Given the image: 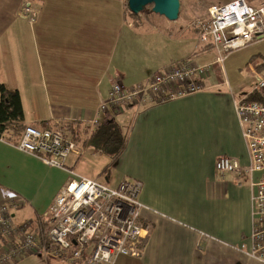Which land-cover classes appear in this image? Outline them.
Wrapping results in <instances>:
<instances>
[{
    "label": "crops",
    "instance_id": "crops-1",
    "mask_svg": "<svg viewBox=\"0 0 264 264\" xmlns=\"http://www.w3.org/2000/svg\"><path fill=\"white\" fill-rule=\"evenodd\" d=\"M25 1L39 11L32 25L21 16ZM165 21L170 24L162 27L131 19L125 0H0V84L19 92L26 126H62L78 142L79 153L66 164L89 179L108 182L112 176L111 157L89 142L94 130L111 118L123 129L130 127L114 165L121 177L110 186L126 178L143 181L140 201L147 207L142 218L148 232L139 257H120L115 264H260L246 253L251 178L244 176L238 186L236 176L222 177L215 163L221 155L249 163L234 101L251 94L256 75H264L263 37L230 52L226 66L213 64L201 92L99 114L114 81L136 86L185 58L201 65L216 61L213 46L203 43L194 28L191 34L176 21ZM89 145L106 157L92 169L96 156ZM69 179L66 171L0 138V200L21 196L17 222L42 219ZM26 205L33 210L30 217L22 214ZM16 264L62 262L49 253Z\"/></svg>",
    "mask_w": 264,
    "mask_h": 264
},
{
    "label": "built area",
    "instance_id": "built-area-1",
    "mask_svg": "<svg viewBox=\"0 0 264 264\" xmlns=\"http://www.w3.org/2000/svg\"><path fill=\"white\" fill-rule=\"evenodd\" d=\"M21 16L32 25L39 11L31 1H25ZM193 27L200 40L216 51L214 63L201 65L189 57L154 72L140 85L125 87L114 81L108 98L99 105V114L150 102L165 103L201 92L202 80L211 73L213 64L223 63L230 52L248 46L258 37L264 38V0L212 4L206 17L197 19ZM253 91L264 97V75H256ZM234 109L249 163L244 165L237 158L221 155L215 167L222 177L234 174L238 186L244 176L251 178V247L246 250L243 246L242 250L264 264V102L244 97L234 101ZM15 146L47 166L66 171L70 179L38 221H16L15 214L24 205L21 196L14 193L0 200V264H16L29 256L49 253L70 264H115L120 257L141 255L148 232L142 218L147 207L140 201L141 181L124 179L112 187L76 174L66 161L78 152V145L60 128L27 125ZM256 173L259 177L254 179Z\"/></svg>",
    "mask_w": 264,
    "mask_h": 264
},
{
    "label": "trees",
    "instance_id": "trees-1",
    "mask_svg": "<svg viewBox=\"0 0 264 264\" xmlns=\"http://www.w3.org/2000/svg\"><path fill=\"white\" fill-rule=\"evenodd\" d=\"M125 5L131 18L135 20L140 18L143 12L141 14H133L129 10L127 2ZM247 98L249 100L264 102V97L255 91L249 94ZM24 119L23 105L19 92L8 89L3 84H0V138L6 137L8 140L16 143L26 127ZM54 127L63 130L62 126ZM9 134L11 135L9 136ZM89 142L99 151L111 157V160L116 161L126 148L127 133L121 125L111 118L94 130Z\"/></svg>",
    "mask_w": 264,
    "mask_h": 264
},
{
    "label": "rangeland",
    "instance_id": "rangeland-1",
    "mask_svg": "<svg viewBox=\"0 0 264 264\" xmlns=\"http://www.w3.org/2000/svg\"><path fill=\"white\" fill-rule=\"evenodd\" d=\"M221 1H226V0H180L181 3V7H180V14H179V18L177 19V26H181V27H187L189 31V33L192 34V29L194 28V22L197 19H202L204 17H206L207 15V9L210 5L214 4V3H221ZM127 2V0H125V3ZM223 3V2H222ZM125 9H126V5H125ZM127 12V10H126ZM127 14H129V12H127ZM129 17V15H128ZM131 18V17H130ZM158 18H163L162 20H157ZM133 19V18H131ZM148 20L149 23H156V25H161L162 27L170 24L167 23V21H165L166 17L156 14L152 11V6L149 5L145 8V10L143 11V13L140 15V18L138 20H143L144 21ZM146 27L148 25H145ZM194 30V29H193ZM211 55H213V58L216 57V51L215 54L214 52L210 53ZM215 55V56H214ZM197 62V61H196ZM225 63L223 65L226 66V61H224ZM130 127H124V130L127 132H129ZM89 151L95 152V156L96 159L92 161L91 163V169H92V164H97V162H101L104 158H106L104 155H102L101 153H99L93 146L89 145ZM85 153H83V156L86 154L87 150L84 147ZM82 156V157H83ZM67 162V161H66ZM112 161L109 162V170L112 173V176L107 174V176L109 175V177L111 176V178L109 179L108 182H106L103 177H99V178H95L97 179L99 182H103L104 184H108V185H115V181L120 179V175L117 173V171L114 169L115 168V164L118 161H115L114 163H111ZM67 165V164H66ZM76 174L80 175L79 173H82L80 169H76L74 171ZM123 178V176H122ZM22 214H25L26 216H32L33 215V210H31V208L26 205V207L24 208V210L22 211ZM60 262V261H59ZM62 264H70V263H62Z\"/></svg>",
    "mask_w": 264,
    "mask_h": 264
},
{
    "label": "water",
    "instance_id": "water-1",
    "mask_svg": "<svg viewBox=\"0 0 264 264\" xmlns=\"http://www.w3.org/2000/svg\"><path fill=\"white\" fill-rule=\"evenodd\" d=\"M133 14H141L149 5L156 14L165 16L169 21H177L180 14V0H127Z\"/></svg>",
    "mask_w": 264,
    "mask_h": 264
},
{
    "label": "bare ground",
    "instance_id": "bare-ground-1",
    "mask_svg": "<svg viewBox=\"0 0 264 264\" xmlns=\"http://www.w3.org/2000/svg\"><path fill=\"white\" fill-rule=\"evenodd\" d=\"M173 64V63H172ZM215 65V64H214ZM157 71V70H156ZM113 116V115H112ZM107 121H109V120H107ZM112 121V120H111ZM99 123H101V122H99ZM95 125V124H94ZM78 143V142H77ZM79 153V152H78ZM113 161V160H112ZM112 163V162H111ZM127 179V178H126ZM98 181V180H97ZM141 182H143V181H141ZM102 183V182H101ZM107 184V183H106ZM27 220V219H26ZM17 221V220H16ZM23 221V220H22ZM21 221V222H22ZM36 221H38L37 219H36ZM151 229V228H150ZM146 245V244H145ZM83 258H85V257H83Z\"/></svg>",
    "mask_w": 264,
    "mask_h": 264
}]
</instances>
